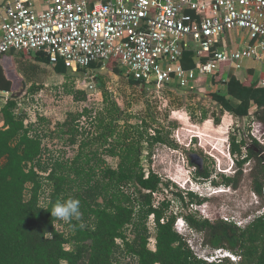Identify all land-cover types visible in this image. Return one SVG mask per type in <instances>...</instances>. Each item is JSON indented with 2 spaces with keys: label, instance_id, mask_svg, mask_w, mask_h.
<instances>
[{
  "label": "trees",
  "instance_id": "obj_1",
  "mask_svg": "<svg viewBox=\"0 0 264 264\" xmlns=\"http://www.w3.org/2000/svg\"><path fill=\"white\" fill-rule=\"evenodd\" d=\"M9 54L15 56L14 52ZM2 55L0 60L6 61ZM35 60L51 65L50 58L42 53L36 54ZM3 61L0 91L14 93L18 85ZM101 66L93 63L90 68ZM108 66L123 74L115 61ZM183 66L194 68L192 52L184 54ZM67 70L62 61L54 67L59 75H65ZM22 73L29 80L30 74L25 70ZM128 79L132 86L144 88L141 82ZM248 82L239 80L232 71L225 82L227 93L211 91L207 96L240 118L249 117L254 107L255 119L264 130V87L258 81ZM92 93L86 91L87 95ZM17 108V100L11 98L0 110V264H127L125 260L130 264H264V212L245 227L225 219L185 216L189 226L203 235L204 248L227 249L239 260L208 263L195 255L175 228L177 216L168 215L171 202L164 199L155 204L154 194L169 184L153 170L146 172L142 164L143 142L150 149L166 140L160 131L146 134L141 126L129 121L120 129L122 110L111 104L108 96L90 132L81 130L78 124L83 116L94 112L88 108L69 114L60 124L57 137H68L70 147L79 144L76 155L67 161L61 150L52 153V143L44 141L53 134L45 131L48 122L51 129L53 121L37 113L36 123L27 124L24 116L17 115ZM248 137L250 141L242 138L240 142L237 136L231 137V154L237 157L238 174L225 177L224 182L237 187L244 166L254 162L253 189L264 198V146L251 134ZM105 155L119 158L118 167L113 168ZM205 176L209 177V173ZM129 187L134 191L130 192ZM177 196L185 202L182 191ZM69 198L79 200L81 219L64 223L55 220L50 212L52 206ZM189 199L191 203L202 202L196 201L198 196L193 193ZM152 216L154 226L149 224ZM60 224L63 229L58 227Z\"/></svg>",
  "mask_w": 264,
  "mask_h": 264
},
{
  "label": "built area",
  "instance_id": "obj_2",
  "mask_svg": "<svg viewBox=\"0 0 264 264\" xmlns=\"http://www.w3.org/2000/svg\"><path fill=\"white\" fill-rule=\"evenodd\" d=\"M0 12V54L42 53L53 67L62 61L71 71L115 61L146 89L177 85L195 91L207 79L224 82L223 68L241 71L251 60L264 65V0H0ZM228 33H246L249 43L230 47ZM186 52L194 54V68L183 66ZM259 86L264 87V79ZM88 90L94 91L90 96L99 92L95 81ZM10 99L9 92L0 91L3 107ZM254 112L250 134L264 146ZM88 116L78 124L89 119L87 128L93 130L96 115ZM180 190L188 198L193 193L184 186ZM175 228L183 237L191 229L181 218ZM212 251L198 258L208 263L226 256L233 263L239 260L222 249Z\"/></svg>",
  "mask_w": 264,
  "mask_h": 264
},
{
  "label": "rangeland",
  "instance_id": "obj_3",
  "mask_svg": "<svg viewBox=\"0 0 264 264\" xmlns=\"http://www.w3.org/2000/svg\"><path fill=\"white\" fill-rule=\"evenodd\" d=\"M241 39L239 35L237 45H240ZM237 45L234 47H238ZM14 55L8 53L2 56L7 59L3 63L10 78L18 85L17 90L10 93V97L18 102L16 113L24 116L27 124L36 123L37 113L43 114L48 121H53L51 129L50 122L45 128L46 132L53 134L44 139L45 142L52 143L49 148L52 153L61 150L65 161L76 155L79 144L70 147L68 137L63 138L64 141L57 137L60 124L65 122L69 114L76 115L87 108L94 111L93 116L99 117V112L104 109L106 95L111 104H117L122 110L118 120L120 129L129 121V124L141 126V131L146 134V131L150 134L160 131L166 140V143L155 144L150 149L148 143L143 142L142 164L146 172L153 170L164 183L169 184V187H164L160 194L154 196L156 205L164 199L171 202L168 215H176L181 219H186L187 215L211 221L228 219L242 223L245 227L264 212V198L259 197L253 189L251 172L254 162L244 166L237 187L224 182L225 177L233 178L238 174L235 165L237 157L231 154L230 139L237 136L239 142L242 138L250 141L248 134L252 131V111L248 119H240L224 111L210 99L207 92H223L220 83L214 85L213 81L205 82L195 91L180 89L177 85L160 90L154 87L146 89L132 86L119 65L122 75L109 66L80 71L68 69L65 75H59L52 65L37 63L36 54ZM22 70L30 74L29 80L28 77L24 78ZM240 75L243 76L242 73ZM92 81H95L100 90L96 95L90 96L85 90ZM3 104L5 103L0 101V107ZM90 124L88 119L84 126H79L90 132L87 128ZM2 126L3 116L0 111V128ZM259 127L258 131L262 130L260 134H263L264 130L260 125ZM96 133L97 130L94 132L95 136ZM93 148L96 149V145ZM243 152L246 153V148ZM105 158L113 168L118 167L119 158L107 155ZM206 173H209V177L205 176ZM182 186L194 191L195 195L197 193L196 201L202 202L191 203L185 195V202H182L177 196ZM129 188L130 192L134 191L133 187ZM149 224L153 226L152 217ZM58 227L63 229L64 226L60 224ZM184 238L197 257L212 254L210 248L201 247L202 234L189 229ZM124 263L130 264L127 260Z\"/></svg>",
  "mask_w": 264,
  "mask_h": 264
},
{
  "label": "crops",
  "instance_id": "obj_4",
  "mask_svg": "<svg viewBox=\"0 0 264 264\" xmlns=\"http://www.w3.org/2000/svg\"><path fill=\"white\" fill-rule=\"evenodd\" d=\"M44 6V5H43ZM2 23V20H1V12H0V25ZM1 34V32H0ZM241 35L242 37V42L240 43V45H237L236 42L238 40V36ZM226 40H227V43L230 47H233V48H238V47H242V46H245L249 43V37L247 36L246 33H235L234 35L232 34H227L226 35ZM234 45H237L238 47H234ZM0 61H3V60H0ZM5 62V61H3ZM224 70V74L222 75L223 79L225 80L224 82H217V81H214L213 79H207L206 82L208 83L209 81H213L216 85L217 83H220L222 85V88H223V92H221L223 95H225L227 93V88H226V85H225V82L229 79V75L230 73L233 71L235 72V75L236 77L243 81V82H248V81H251V82H259L261 79H262V75L264 74V65L260 62H257V61H254V60H251V61H246L244 63V69L241 70V71H235L234 69H232L231 71L227 72L226 71V68H223ZM240 73H242V77L240 75ZM205 84V83H204ZM203 84V85H204ZM254 107L252 108V112L254 111ZM244 119H248V117H243ZM243 118H240V119H243Z\"/></svg>",
  "mask_w": 264,
  "mask_h": 264
},
{
  "label": "clouds",
  "instance_id": "obj_5",
  "mask_svg": "<svg viewBox=\"0 0 264 264\" xmlns=\"http://www.w3.org/2000/svg\"><path fill=\"white\" fill-rule=\"evenodd\" d=\"M192 191V190H191ZM195 192L193 191V194ZM197 195V193H196ZM198 196V195H197ZM51 215L57 221L71 222L73 219L80 220L82 213L80 211V202L79 200L69 198L63 201H57L51 208ZM83 227V225H81ZM192 229V228H191ZM193 230V229H192ZM201 247L203 248L202 244ZM226 253L234 254L233 252L223 249ZM235 255V254H234ZM225 261L230 260L229 256L223 258Z\"/></svg>",
  "mask_w": 264,
  "mask_h": 264
}]
</instances>
